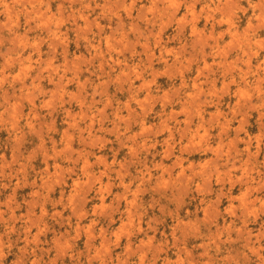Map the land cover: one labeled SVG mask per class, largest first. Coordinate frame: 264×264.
I'll list each match as a JSON object with an SVG mask.
<instances>
[{
  "label": "rangeland",
  "instance_id": "1",
  "mask_svg": "<svg viewBox=\"0 0 264 264\" xmlns=\"http://www.w3.org/2000/svg\"><path fill=\"white\" fill-rule=\"evenodd\" d=\"M236 1L0 0V264H264V0Z\"/></svg>",
  "mask_w": 264,
  "mask_h": 264
},
{
  "label": "bare ground",
  "instance_id": "2",
  "mask_svg": "<svg viewBox=\"0 0 264 264\" xmlns=\"http://www.w3.org/2000/svg\"><path fill=\"white\" fill-rule=\"evenodd\" d=\"M229 1H230V0H229ZM233 1H234V0H233ZM239 1H240V0H237L236 2H239ZM259 1H260V3H261V0H259ZM259 1H258V2H259ZM228 3H231V2H228ZM255 3H256V2H255ZM226 4H227V3H226ZM226 4H225V5H226ZM237 4H238V3H236V6H237ZM218 5H220V4H218ZM218 5H217V7H219ZM225 5H224V6H225ZM229 6H230V5H229ZM263 6H264V5H263ZM220 7H221V6H220ZM238 7H239V6H238ZM222 8H224V7H222ZM225 8H226V9H229L230 7L227 8V5H226ZM226 9H224V10H226ZM219 10H221V9L219 8ZM221 11H223V10H221ZM261 11H262V10H261ZM261 13H262V12H261ZM261 15H262V14H261ZM249 25H250V23H249ZM210 26H211V29H212V30L210 31V32H211L210 35H213L214 32H215V30H216L219 26H222V23H221L220 21H219V22H215V20H213V22H212V24H211ZM235 29H236V28H235ZM247 29H248V27H247ZM231 32H232V31H230V28H228V29H226V32L224 31L223 33L219 34L220 36L218 35L219 38H217V37H215V36L213 35V37H214V38H212V39H213V43L208 44V45H209L208 47H209V49H210V54H211V55H214L215 53H218V50L220 49V47H219L220 40H221V39L223 40V39H224V36H226L227 34L231 35ZM233 33H234V32H233ZM245 33H246V32H245ZM236 35H237V34H236ZM236 35H235V37H236ZM238 35H240V34H238ZM232 36H233V35H232ZM232 36H231V37H232ZM211 37H212V36H211ZM237 37H238V36H237ZM233 38H234V36H233ZM243 38H244V37H243ZM248 40H249V39H248ZM249 42H250V41H249ZM244 46L246 47V45H244ZM245 47H244V48L241 47V48L238 50L237 55H241V57H242V56H245V55H246V52H247ZM205 48H206V47H205ZM174 54H177V53L174 52ZM254 55H255V54H254ZM199 56H201V58H203V60H204V64H206V63H207V60H206V57H207V51H206L205 49H202V50L200 51V55H199ZM256 57H257V56H256ZM174 58H175V60L173 61V65H179L180 63L178 62L177 57L174 56ZM201 58H200V59H201ZM198 59H199V58H198ZM236 60H237V59H236ZM247 60H249V59H247ZM247 60H246V61H247ZM246 61H245V62H246ZM249 62H250V61H249ZM166 63H168V61H167ZM213 63H215V62H213ZM247 63H248V62H247ZM210 64H211V63H210ZM210 64H209V66H210ZM236 64H237V63H235V62H233L232 64L229 62L228 65H227V63H224V64H221V63L219 64V63H218V66H219V65H220V66H221V65H223V66L226 65V66H225V68H226L227 66H228V67H231V66H235ZM206 65H207V64H206ZM246 65H247V64H246ZM246 65H245V66H246ZM248 65H250V64H248ZM251 65H252V64H251ZM207 66H208V65H207ZM209 66H208V67H209ZM260 67H261V66H260ZM260 67H259V68H260ZM209 68H210V67H209ZM246 68H247V67H246ZM189 103H190V102H189ZM194 103H195V102H194ZM194 103H193V104H194ZM184 108H185V107H184ZM187 111H188V110H187ZM190 111H191V110H190ZM196 111H199V110H196ZM191 112H192V111H191ZM183 113H184V112H183ZM184 115H185V114H184ZM191 115H192V114H191ZM190 117H191V116H190ZM200 117H201V116H200ZM200 119H201V118H200ZM260 119H261V118H260ZM187 122H188V119H187ZM240 122H241V121H240ZM242 123H244V122L242 121ZM242 123H241V124H242ZM187 124H189V123H187ZM239 125H240V123H239ZM223 126H224V125H223ZM225 126H226V125H225ZM262 126H263V125H262ZM185 127H186V126H184V128H185ZM198 127H199V126H198ZM200 127H201V124H200ZM226 127H227V126H226ZM238 127H239V126H238ZM240 127H241V126H240ZM240 127H239V128H240ZM227 129H228V128H227ZM222 130H223V129H222ZM240 130H241V129H240ZM218 131H219V130H218ZM225 131H226V130H225ZM225 131H224V132H225ZM220 132H221V131H220ZM220 132H219V133H220ZM224 132H223V133H224ZM183 133H184V131H183ZM225 133H226V132H225ZM245 133H246V132H245ZM226 134H227V133H226ZM234 134H237V133H234ZM182 135H185V134H182ZM195 135H196V134H195ZM179 136H180V135H179ZM190 136H191V135H190ZM235 136H236V135H235ZM169 137H170V136H169ZM171 137H173V136H171ZM181 138H182V137H181ZM189 138H190V137H189ZM194 138H196V137H194ZM194 138H193V139H194ZM179 140H181V139H179ZM189 140H190V139H189ZM191 140H192V137H191ZM202 140H203V139H202ZM202 140H200V141H202ZM219 140H220V139H219ZM250 141H251V140H250ZM197 142H198V141H197ZM204 142H205V141H204ZM189 143H190V142H189ZM191 143H192V141H191ZM191 143H190V144H191ZM198 143H199V142H198ZM249 143H250V142H249ZM165 144H166V143H165ZM193 144H194V143H193ZM196 144H197V143H196ZM196 144H195V145H196ZM222 144H223V143H222ZM170 145H171V144H170ZM200 145H201V144H200ZM187 146H188V145H187ZM171 147H172V146H171ZM181 147H182V146H181ZM218 147H219V146H218ZM152 148H153V147H152ZM184 148H185V147H184ZM197 148H198V146H197ZM207 148H208V147H207ZM209 148H210V147H209ZM191 149H192V148H191ZM200 149H201V147H200ZM211 149H212V148H211ZM195 150H196V149H195ZM170 151H171V150H170ZM209 151H210V150H209ZM258 151H259V150H258ZM217 152H218V151H217ZM166 153H167V152H166ZM171 154H172V152H171ZM171 154L169 153V155H171ZM172 155H173V154H172ZM230 156H231V155H230ZM256 156H257V153H256ZM167 157H168V156H167ZM167 157H166V158H167ZM231 157H232V156H231ZM161 158H162V157H161ZM178 158H180V157H178ZM178 158H177V161H178ZM217 158H218V157H217ZM217 158H216V159H217ZM211 159H212V158H211ZM236 159H237V158H236ZM160 160H161V159H160ZM247 160H248V159H247ZM174 161H175V160H174ZM204 161H206V160H204ZM214 161H215V160H214ZM227 161H228V160H227ZM179 162H180V160H179ZM179 162H177L178 165H180ZM206 162H207V161H206ZM212 162H213V160H212ZM215 162H216V161H215ZM215 162H214V163H215ZM173 163H174V162H173ZM210 163H211V162H210ZM191 164H192V163H191ZM202 164H203V163H202ZM212 164H213V163H212ZM162 165H163V164H162ZM172 165H173V164H172ZM174 165H175V164H174ZM262 165H263V164H262ZM160 166H161V165H160ZM160 166H159V167H160ZM190 166H191V165H190ZM172 167H173V166H172ZM207 167H209V166H207ZM231 167H232V166H231ZM205 168H206V167H205ZM172 169H173V168H172ZM189 169H191V168H189ZM199 169H200V168H199ZM203 169H204V168H203ZM208 169H209V168H208ZM214 169H215V168H214ZM214 169H213V170H214ZM229 169H230V168H229ZM231 169H232V168H231ZM244 169H245V168H244ZM181 170H182V168H181ZM235 170H236V169H235ZM184 171H185V170H184ZM215 171H216V170H214V172H215ZM217 171H218V170H217ZM197 172H198V171H197ZM210 172H211V171H210ZM245 172H246V171H245ZM149 173H150V172H149ZM182 173H183V171H182ZM195 173H196V172H195ZM198 173H199V172H198ZM246 173H247V172H246ZM203 174H204V173H203ZM177 175H178V174H177ZM186 175H187V174H186ZM246 175H247V174H246ZM262 175L264 176V174H262ZM183 176H185V175H183ZM219 176H220V175H219ZM181 177H182V176H181ZM188 177L190 178L189 175H188ZM240 177H242V176H240ZM244 177H245V176H244ZM246 177H247V176H246ZM177 178H178V177H177ZM182 178H183V177H182ZM189 178H188V179H189ZM203 178H204V177H203ZM208 178H209V177H208ZM247 178H248V177H247ZM263 178H264V177H263ZM183 179H184V178H183ZM188 179H187V180H188ZM229 179H230V178H229ZM251 179H253V177H251ZM189 180H190V179H189ZM204 180H205V179H204ZM220 180H221V179H220ZM238 180H240V179H238ZM238 180H237V181H238ZM247 180H248V179H247ZM253 180H254V179H253ZM178 181H179V180H178ZM201 181H202V180H201ZM242 181H243V180H242ZM250 181H251V180H250ZM256 181H258V180H256ZM256 181H255V182H256ZM261 181H262V183H263V180H261ZM238 182H239V181H238ZM240 182H241V181H240ZM243 182H247V181H243ZM248 182H249V181H248ZM248 182H247V183H248ZM180 183H181V182H180ZM205 183H206V182H205ZM220 183H221V181H220ZM233 183H234V182H233ZM250 183H251V182H250ZM252 183H253V182H252ZM257 183H258V182H257ZM262 183H261V184H262ZM202 184H203V183H202ZM202 184H201V185H202ZM206 184H207V183H206ZM242 184H243V183H242ZM199 185H200V184H199ZM209 185H210V184H209ZM256 185H257V184H256ZM256 185H254L253 188H254ZM263 185H264V183H263ZM263 185H262V186H263ZM197 186H198V185H197ZM204 186H205V185H204ZM204 186H203V188H204ZM206 186H207V185H206ZM257 186H258V185H257ZM257 186H256V187H257ZM179 187H180V185H179ZM199 187H201V186H199ZM180 188H181V187H180ZM180 188H179V189H180ZM186 188L188 189V187H185V190H187ZM197 188H198V187H197ZM197 188H195V189H197ZM258 188H259V186H258ZM181 189H182V188H181ZM183 189H184V188H183ZM200 189H201V188H200ZM204 189H205V188H204ZM208 189H209V188H208ZM222 189H223V188H222ZM247 189H248V188H247ZM249 189H251V185H250V188H249ZM261 189H262V187H261ZM198 190H199V189H198ZM254 190H255V189H254ZM258 190H259V189H258ZM182 191H183V190H182ZM219 191L221 192L222 190H219ZM230 191H231V190H230ZM199 192H200V191H199ZM199 192H198V193H199ZM201 192H202V191H201ZM207 192H208V190H207ZM223 192H224V191H223ZM223 192L220 193L219 195L223 194ZM243 192H244V191H243ZM210 193H211V192H210ZM218 193H219V192H218ZM247 193H248V192H247ZM225 194H226V193H225ZM228 194H229V193H228ZM228 194H227V195H228ZM222 196H223V195H222ZM230 196H231V195H230ZM244 196H245V195H244ZM231 198H232V196H231ZM254 198H255V197H254ZM256 200H257V199H256ZM254 201H255V199H254ZM217 203H218V202H217ZM205 209H206V208H205ZM204 211L206 212V210H204ZM206 213H207V212H206ZM214 215H215V214H214ZM216 217H217V216H216ZM217 227H218V226H217ZM198 229H199V228H198ZM263 229H264V228H263ZM239 230H240V229H239ZM195 231H196V230H195ZM263 231H264V230H263ZM263 231H262V232H263ZM193 232H194V231H193ZM197 232H198V231H197ZM260 234H261V233H260ZM248 235H249V233H248ZM261 235H262V234H261ZM208 236H209V235H208ZM256 237H257V236H256ZM261 237H262V236H261ZM255 239H256V238H255ZM248 241H249V240H248ZM253 241H254V240H253ZM205 243H206V242H205ZM257 249H258V248H257ZM177 250H178V249H177ZM205 251H206V250H205ZM179 253H180V252H179ZM230 254H231V253H230ZM258 254H259V253H258ZM188 255H189V254H188ZM188 255H187V256H188ZM254 255H255V253H254ZM226 256H228V255H226ZM229 256H230V255H229ZM261 256H262V255H261ZM178 257H179V256H178ZM229 258H230V257H229ZM261 262H262V261H261ZM191 263H192V262H191Z\"/></svg>",
  "mask_w": 264,
  "mask_h": 264
}]
</instances>
